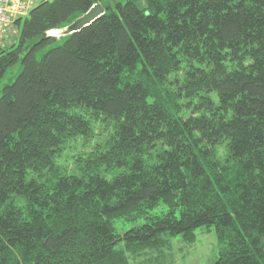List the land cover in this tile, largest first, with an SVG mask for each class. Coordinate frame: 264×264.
<instances>
[{"label":"trees","instance_id":"1","mask_svg":"<svg viewBox=\"0 0 264 264\" xmlns=\"http://www.w3.org/2000/svg\"><path fill=\"white\" fill-rule=\"evenodd\" d=\"M15 24L0 49V82L22 63L0 96V264H130L201 228L212 264H264V0H39ZM100 122L111 134L78 172L58 166Z\"/></svg>","mask_w":264,"mask_h":264},{"label":"rangeland","instance_id":"2","mask_svg":"<svg viewBox=\"0 0 264 264\" xmlns=\"http://www.w3.org/2000/svg\"><path fill=\"white\" fill-rule=\"evenodd\" d=\"M126 2L127 0H122ZM15 31H19V27L15 25ZM60 28L51 31L50 35L56 37L55 44H62L66 35ZM16 34V33H14ZM16 37L8 40L4 39V43L1 47L11 45L15 41ZM49 48H47L48 50ZM22 69V63H19L15 67L9 69L5 78L0 82V96L2 95L5 86L12 84L16 76ZM93 137L91 140L85 141L84 138H79L75 141L68 143L63 150H61L56 158V164L60 166L64 171L78 172L76 168V160L80 156H84L91 151L95 144L103 142L110 134L111 129L105 128V124L95 123L93 127ZM224 149H221L223 155ZM162 209H157L152 215L161 213ZM146 220H139L136 223L123 224L118 222V231L123 233L135 226L145 223ZM197 240L194 244H188L183 241L182 237L171 238L172 251H168L165 254L149 253L136 258H131L130 264H212V262L218 257L220 246L215 233V228H201L196 231Z\"/></svg>","mask_w":264,"mask_h":264},{"label":"built area","instance_id":"3","mask_svg":"<svg viewBox=\"0 0 264 264\" xmlns=\"http://www.w3.org/2000/svg\"><path fill=\"white\" fill-rule=\"evenodd\" d=\"M39 0H0V47L2 40L17 37L15 22L27 17ZM16 33V34H14Z\"/></svg>","mask_w":264,"mask_h":264},{"label":"water","instance_id":"4","mask_svg":"<svg viewBox=\"0 0 264 264\" xmlns=\"http://www.w3.org/2000/svg\"><path fill=\"white\" fill-rule=\"evenodd\" d=\"M105 11L106 9L101 4L96 5L82 17L78 18L71 26L65 29L63 33L68 35L82 30L83 28L95 22L101 15L105 13Z\"/></svg>","mask_w":264,"mask_h":264}]
</instances>
